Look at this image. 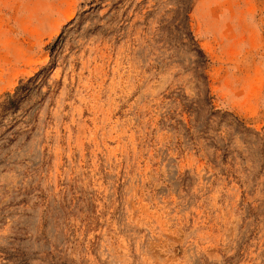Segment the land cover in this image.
Masks as SVG:
<instances>
[{"label": "rangeland", "instance_id": "obj_1", "mask_svg": "<svg viewBox=\"0 0 264 264\" xmlns=\"http://www.w3.org/2000/svg\"><path fill=\"white\" fill-rule=\"evenodd\" d=\"M0 264H264V0H0Z\"/></svg>", "mask_w": 264, "mask_h": 264}, {"label": "trees", "instance_id": "obj_2", "mask_svg": "<svg viewBox=\"0 0 264 264\" xmlns=\"http://www.w3.org/2000/svg\"><path fill=\"white\" fill-rule=\"evenodd\" d=\"M204 64V63H203ZM203 79H205L206 80V78L205 77H203Z\"/></svg>", "mask_w": 264, "mask_h": 264}]
</instances>
